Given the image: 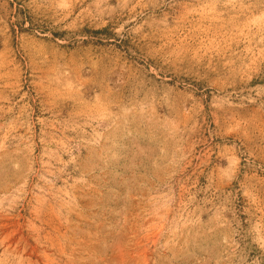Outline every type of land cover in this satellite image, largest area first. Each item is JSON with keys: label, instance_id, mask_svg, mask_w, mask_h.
Segmentation results:
<instances>
[{"label": "rangeland", "instance_id": "1", "mask_svg": "<svg viewBox=\"0 0 264 264\" xmlns=\"http://www.w3.org/2000/svg\"><path fill=\"white\" fill-rule=\"evenodd\" d=\"M0 264H264V0H0Z\"/></svg>", "mask_w": 264, "mask_h": 264}]
</instances>
